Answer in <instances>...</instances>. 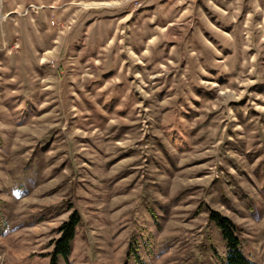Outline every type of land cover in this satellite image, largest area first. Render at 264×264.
Listing matches in <instances>:
<instances>
[{"label": "rangeland", "instance_id": "374dc122", "mask_svg": "<svg viewBox=\"0 0 264 264\" xmlns=\"http://www.w3.org/2000/svg\"><path fill=\"white\" fill-rule=\"evenodd\" d=\"M264 264V0H0V264Z\"/></svg>", "mask_w": 264, "mask_h": 264}, {"label": "trees", "instance_id": "16d2710c", "mask_svg": "<svg viewBox=\"0 0 264 264\" xmlns=\"http://www.w3.org/2000/svg\"><path fill=\"white\" fill-rule=\"evenodd\" d=\"M212 220L216 222L222 230L229 253L227 264H253L244 254L241 248V239L237 235V227L228 217H223L219 213L212 215ZM80 222V216L75 212L71 214L68 221L61 225V235L55 240L54 251L52 252L51 264H60L59 259L62 257L68 260L73 249V240L76 234V228Z\"/></svg>", "mask_w": 264, "mask_h": 264}]
</instances>
